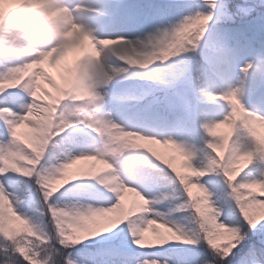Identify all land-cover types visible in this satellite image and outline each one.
Segmentation results:
<instances>
[{"label": "clouds", "instance_id": "clouds-1", "mask_svg": "<svg viewBox=\"0 0 264 264\" xmlns=\"http://www.w3.org/2000/svg\"><path fill=\"white\" fill-rule=\"evenodd\" d=\"M216 5L203 10L201 3L189 4L186 7L190 10L186 14L177 13L179 19L174 23L149 30L152 24L145 23L147 17L141 11L153 7L149 5H127L120 0H58L48 9L37 10L50 21V26L37 28L28 23L30 16L22 11L23 7L32 5L17 6L8 0L0 3V10L13 29L9 36L11 43L0 46V93L25 88L34 92V84L29 83L34 77L17 83L22 74L44 58L61 55L69 38L80 43L88 35L91 41L76 74L68 79L65 87L58 89L56 103L48 104L30 96V103L38 105L33 109V116L41 118L37 122L33 116L28 117L34 131L27 143L20 142L18 155L0 157L4 161L0 172L7 170L36 177L54 228L52 232L45 231L18 211L13 200L0 189L2 264H30L27 249L12 238L17 222L25 235L38 230L47 236L44 243L31 241L46 264H89L88 251L81 252L83 259H73L68 250L111 233L125 222L135 228L136 231H132L134 243L141 248L164 245L172 240L205 245L212 258L205 259L203 264H225L233 250L249 238L250 231H264V170L257 176L250 167L257 158H264V106L247 104L243 78L239 84L220 88L213 76L219 75L227 82L228 73L222 70L210 74L194 62V54L204 55L210 45L216 51L213 41L220 24L236 18L231 0H216ZM235 7L243 6L236 4ZM256 7L264 8V5L248 4L247 10ZM84 8L89 10L84 11ZM122 9L129 11L128 33L117 31L101 35L87 24L90 13L113 17ZM229 56L230 49L221 47L217 59L227 64ZM246 66L253 68V61H247ZM245 73L250 77L256 75V72ZM205 88L217 93L219 110L205 117L202 124L206 133L205 147L200 151L206 159L199 162L200 166L189 160L195 169V175H191L176 166L175 156H168L153 145L166 148L171 139L181 155L192 152L196 156L195 151L176 139L162 138L161 133L137 130L135 122L125 114L137 115L155 109L164 119L165 109L172 106L173 97L191 92L203 102ZM109 102L114 105L115 113L123 117L120 121L109 118L110 114L102 110ZM73 118L86 123L97 134L98 146L69 156L63 162L42 166L50 141L68 128ZM205 122L210 128L220 126L219 133L213 135L209 127H204ZM138 138L148 146L138 144ZM82 155L89 157L87 163L80 164L75 174L69 175V166L81 160ZM133 155L144 160L151 158L171 170L186 194V199L173 211L190 213L185 217L187 224L159 213L157 218L137 222L142 214L151 210L149 205L153 200L141 190L147 172L132 174L127 170L126 162ZM208 173L222 174L226 178L234 204L213 199L209 187L201 182ZM84 177L96 184L87 190L66 187ZM193 183L199 189L197 194L190 188ZM253 186H258L259 191H253ZM58 193L75 202L63 206L49 203ZM126 193L127 198L121 199ZM237 211L239 219H231ZM140 240L145 243H138Z\"/></svg>", "mask_w": 264, "mask_h": 264}, {"label": "rangeland", "instance_id": "rangeland-1", "mask_svg": "<svg viewBox=\"0 0 264 264\" xmlns=\"http://www.w3.org/2000/svg\"><path fill=\"white\" fill-rule=\"evenodd\" d=\"M13 2L12 0H10ZM20 1V0H15ZM121 3L127 5H149L153 7L142 8V13L147 17L145 23L151 22L152 27L149 30H155L157 27H166L170 23H174L179 19L177 13L186 14L188 9L186 6L189 4L201 3L203 10H210V7L204 4L203 0H120ZM220 2V0H218ZM232 11L236 13L234 21H228L227 23H221L219 31L214 37V44L216 51L212 50L211 45L206 50L204 55L200 53L194 54V62L200 60L199 56H204L209 62L208 68L205 70L208 73L214 71H226L229 79L225 82L224 79L219 75L213 76V79L217 87H227L229 84H239L241 78H243L244 96L247 104L261 105L264 106V8H252L247 10L248 4L264 5V0H233ZM236 4L243 6L240 9L235 7ZM30 11L32 7H23L22 11ZM231 10V9H229ZM40 15V14H38ZM37 16V15H35ZM94 16L90 15L86 18L88 26L97 29L99 31L100 25L104 32L101 35H109L113 32L128 33L129 32V11L128 9H122L116 16L104 17L102 21L92 20ZM105 18H108L105 21ZM92 20L93 22H91ZM45 26H50V23L45 22ZM249 26V27H248ZM248 27V28H246ZM241 30H238L240 29ZM107 29V30H106ZM243 33H239L242 32ZM12 29L5 32L6 35H10ZM90 40L85 39L80 43H75L69 46L67 44L65 51L56 56L52 57V63L61 61L68 63H77L81 61L86 51H88V43ZM11 41H7L0 46L8 45ZM76 46H78L76 48ZM226 47L230 49V56L227 64L218 61L219 49ZM75 50L72 52V49ZM46 59V58H44ZM50 59H48L49 61ZM247 61H253V68L248 69V73L256 72V75L249 76L243 69L246 66ZM63 62V63H64ZM257 68L260 71H257ZM76 74V73H75ZM74 74V75H75ZM73 75V76H74ZM24 80V79H23ZM20 83V81H19ZM111 87V86H110ZM15 98L19 101L16 110H23L21 105L30 103V94L25 89L11 90ZM204 97L203 102L196 98L191 92H184L181 95L173 97V104L170 107L171 117L161 119L155 109L147 110L137 115L125 114L131 118L136 126L137 130H144L148 133H161L162 138H173L177 141L184 143L190 150L196 152L194 163H197L206 159L200 149L205 147L206 133L202 127L205 117L219 110V106L216 103L217 93L210 88H205L202 92ZM215 104V106H213ZM196 108L201 109V115L196 113ZM105 113L110 114L109 118L117 119L120 121L123 117L115 113L114 105L109 102L104 105L102 109ZM70 126L66 128L59 135H68L64 139L63 148L59 156H53L48 154L46 151L45 158L41 162L42 166H50L52 164L60 163L66 160L69 156L79 155L88 151L94 150L97 146V134L92 129L88 128L86 123H81L80 120L75 118L69 121ZM31 130L27 135H32ZM78 134H84L80 136ZM26 134H21L22 139H27ZM10 140V134L7 126L4 124L3 119L0 118V141L8 142ZM49 146V145H48ZM159 151L165 152L168 156H176L175 164L180 167L183 171H187L183 167V157H180L173 149L164 148L161 145H153ZM256 171L258 176L261 170H264V159L260 163ZM77 167V166H75ZM126 167L129 173L139 174L141 172H147L146 182L141 185V190L144 194L152 198L153 202L149 205L150 211L142 214L138 223H142L145 218H157V214H163L166 218L175 220L180 223L178 217H173V209L186 199V194H183L182 186L179 184L178 179L175 178L171 170L167 169L166 166L159 164L151 158L144 160L138 155L131 156L127 162ZM8 175L9 174H3ZM12 177V176H11ZM6 185V190L12 196L15 203H17V210L22 214L31 213L32 218L38 225L42 226L45 231L52 232L54 230L53 224L51 223V213L47 208V205L43 202V193L36 182L37 187L31 198L35 199L38 197L37 202L40 204L36 210L33 209L30 201L27 198H20V192L22 191L21 182L17 177H12ZM215 173H208L206 176L201 178V182H204L210 191L213 193V199L217 200V185L215 181ZM96 184L91 178L84 177L79 181H73L72 184L66 187L76 186L79 190H87L90 186ZM33 185L31 190L33 189ZM63 191V190H62ZM75 202L71 197H65L61 194H56L49 203L58 204L63 206L66 203ZM34 211V212H33ZM31 234L38 238L45 237L41 243L46 242L47 236L38 230H34ZM115 236H120L123 239L122 243L130 246L132 250H139L144 253L143 258L146 261L156 260L159 264H165V255L160 251H154L150 248H141L134 243L135 237L132 235V225L128 222L118 226L111 233H104L100 237L94 238L92 241H108ZM37 240V239H36ZM30 246V250L35 254L36 260L40 261V264H46L44 259H41L39 253L32 247L31 241L27 242L24 247ZM68 251L72 252V258L75 257L77 249ZM0 254L3 259V249H0ZM104 264H126L123 261L116 260L111 256H107L104 259ZM37 263V262H36ZM96 264H103L101 260L95 259ZM253 264H264V247L260 248L252 256ZM167 264H177L171 261Z\"/></svg>", "mask_w": 264, "mask_h": 264}, {"label": "snow or ice", "instance_id": "snow-or-ice-1", "mask_svg": "<svg viewBox=\"0 0 264 264\" xmlns=\"http://www.w3.org/2000/svg\"><path fill=\"white\" fill-rule=\"evenodd\" d=\"M209 2L212 4V6L215 8L216 5V0H209ZM84 11H88L89 9L84 8ZM45 15H37V16H32L29 18L28 23L34 27L37 28H43L45 26ZM85 41L90 40V37L88 35H85ZM244 72L248 71V67L245 66L243 69ZM28 94L30 96H35L39 97L40 99H44L45 96L42 94L41 89L39 84L35 86V91L34 92H29L27 88H25ZM57 97H48V99L51 102H55V99ZM19 101L15 98L14 94L12 93L11 90H6L3 93H0V118L3 119L4 124L7 126L8 132L10 134V140L8 142L0 141V157L7 158L9 155L12 154H19L20 153V142L23 141L24 143H27L29 140V136L27 133L30 132L31 130V124L28 122V117L33 116V109H36L38 105L36 104H31V103H25L21 105V108L23 110L17 111V105ZM28 128L29 131L26 133L27 139H22L21 134L19 133V129L21 128ZM204 127H209L207 122H205ZM220 126H217L216 128H210L209 130L213 133V135L219 133ZM137 143L140 145L148 146V143L145 142L142 138H138ZM166 148H171L173 149L180 157H183V167L187 169V171H184L187 174L195 175V169L189 164V160L195 159V154L192 152H189L188 155H181L180 151L178 150L177 144H174L171 139L168 140L167 145L165 146ZM176 157V156H175ZM89 159L87 155H82L81 160L76 161L73 165L69 166V175L75 174L77 171V165H80V162H85ZM4 167V161L0 160V168ZM8 173H13L11 171H4L0 172V189H2L5 193L6 196L9 197V199L13 200L12 196L8 193L6 190V185L9 183L10 180L13 178L8 175H3V174H8ZM190 188L193 190L194 194L199 193V189L197 188L196 184H191ZM259 190L258 186H253V191ZM127 193L125 197H121V199H126L127 198ZM206 203V201H205ZM13 205L14 207H17V203L14 202L13 200ZM239 215V214H238ZM240 223H243L242 220H240ZM245 228H247V225H244ZM133 232H135V228L132 229ZM141 234H146V233H141ZM138 243H145L144 240L138 241ZM0 264H2V261H0ZM143 264H159V261L156 260H151V261H144Z\"/></svg>", "mask_w": 264, "mask_h": 264}, {"label": "bare ground", "instance_id": "bare-ground-1", "mask_svg": "<svg viewBox=\"0 0 264 264\" xmlns=\"http://www.w3.org/2000/svg\"><path fill=\"white\" fill-rule=\"evenodd\" d=\"M13 2L9 1V3L17 6H23V5H32L33 7L39 5L40 7L33 8L32 11V16L38 15V9L43 10V9H48L50 5L55 4L52 2V0H20V1H15L12 0ZM4 0H0V3H3ZM27 12V11H25ZM103 17L96 16L94 19L95 20H101ZM105 19V21H107ZM50 22V21H49ZM11 26L9 25L7 18L5 16V13L0 10V45L7 41L9 39L10 35L5 36V32L9 30L10 32ZM107 30V29H106ZM13 31V29H12ZM105 31V30H104ZM91 43V42H90ZM88 43V45L90 44ZM70 45L75 44V42H72L71 38H69V42L67 43ZM87 45V46H88ZM78 46H76L77 48ZM75 50V48L72 49V52ZM48 59H50L48 61ZM52 56L47 57L43 61H41L40 64L34 65L32 69H30L28 72H25L22 74L19 80L27 77H34V80L30 81V84H34L36 86L39 84L40 89L42 94H44L45 98L41 99L42 101H46L48 104H53L57 102V99H55V102H51L48 97H57L59 95V88L65 87L67 84V81L70 77H72L78 70L80 61L78 64H66V62H55L52 63ZM17 80V82L19 81ZM39 115H34L33 119L39 122L40 120ZM31 130L34 131L33 125H31ZM30 130V131H31ZM21 133L26 134L29 129L24 127L18 130ZM87 162H80V164H84ZM79 167V165H77Z\"/></svg>", "mask_w": 264, "mask_h": 264}, {"label": "trees", "instance_id": "trees-1", "mask_svg": "<svg viewBox=\"0 0 264 264\" xmlns=\"http://www.w3.org/2000/svg\"><path fill=\"white\" fill-rule=\"evenodd\" d=\"M185 55H189V54H185ZM220 187H221L223 199H225V201H231L234 204V198L229 196L230 188L228 187L227 181L225 179H220ZM184 214H185V216H183L184 218L189 216L188 212H184ZM232 217L234 219H239L238 211L235 212ZM187 223L188 220L185 219L183 224H187ZM17 234H15V236ZM252 242L253 244H259V242H264V231H261L259 229L254 232L250 231L249 238L243 244H241L239 247L233 250V253L225 262V264H233V262L236 260V257L244 254L246 250L247 253L251 252L250 244ZM107 246L109 245H105V244L93 245L87 243L86 245H82V248L84 249V251L92 252L95 249H102V248H106ZM167 246H168L167 248L168 252L173 256H175L177 260L181 261L184 264H203V261L205 259L212 258L210 251L203 244L192 245V244H186L184 242L179 243V242L169 241L167 243ZM248 255L249 254L245 255L246 258H248Z\"/></svg>", "mask_w": 264, "mask_h": 264}]
</instances>
